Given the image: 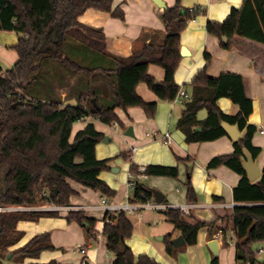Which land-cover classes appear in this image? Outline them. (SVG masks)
Masks as SVG:
<instances>
[{
    "label": "trees",
    "instance_id": "1",
    "mask_svg": "<svg viewBox=\"0 0 264 264\" xmlns=\"http://www.w3.org/2000/svg\"><path fill=\"white\" fill-rule=\"evenodd\" d=\"M90 8L108 11L115 18L124 15L121 8L113 5V0H0V31L14 32L19 36L12 47L17 53L12 68L3 70L0 66V206L32 207L37 199L57 206L69 205L70 198L77 195L71 183L111 198L115 191L99 179V175L110 170L112 158L98 160L95 155V147L102 142L103 134L95 129L94 124L87 123L72 135L73 126L85 118L108 126L118 124L116 109L125 112L129 108H139L147 118H153L156 103H146L137 95L135 89L140 83L165 102H172L180 90L174 82V71L181 60L180 34L189 20L205 13L204 9H183L177 0L161 14L165 27L161 44L141 45L130 56L115 61L113 69H105L84 67L65 49L67 41H74L104 54V34L78 21L79 16ZM205 25L207 33L224 49H230L237 39L264 46V0H243L224 21H207ZM223 37L227 42L222 40ZM204 57L209 64L211 57L207 53ZM47 61L61 64L69 75L86 76L87 92L77 94L76 104L43 101L25 93L29 85L40 79ZM149 65L163 69L162 81L158 82L147 74ZM206 70L207 66L198 71L189 84L191 97L177 120V129L190 144L227 136L220 126L222 121L238 128L241 137L233 143L232 153L213 158L206 167L226 166L239 176L232 199L241 204L234 208H215L217 215L208 222L191 214L184 215L178 209L169 210L165 216L180 231L187 246L196 244L197 232L201 228H207L210 235L220 232L225 245L226 233L232 231L236 263L264 264V261L256 260L252 247L257 242L264 243V168L260 177L250 182L242 167L245 160L243 150L250 153L253 161L262 152L252 143L257 127L248 124L247 120L253 105L246 95L242 75L222 72L214 78ZM95 75L109 81L111 104H102L99 93L91 89V79ZM221 97L228 98L238 107L236 114L227 115L220 111L217 101ZM93 99L95 103H92ZM202 110H206V115L199 120L197 114ZM129 158L126 156L125 159ZM129 171L133 175L139 173L134 164L130 165ZM143 174L175 180L179 169L177 166L147 165ZM184 185L186 201L194 202L192 185L188 180ZM143 191L151 197V189L137 184L135 195ZM214 200L220 201L218 198ZM44 216H57V213L0 212V264H25V259L38 258L41 252L55 249L49 234L43 233L33 236L16 250L8 251L22 238V232L17 229L18 222H32ZM109 218L113 223L105 222L101 234L106 238V249L115 256L113 264H157L147 255L136 258L125 246L124 253H121L120 246L132 235V224L124 212L113 213ZM66 219L79 225L86 224L87 233H94L96 220L88 218L84 211H70ZM103 219L107 220L106 215ZM165 250L170 255L175 251L169 236L165 237ZM8 254L12 258L10 263L5 261ZM217 262L214 258L210 264ZM47 264L57 263L49 261Z\"/></svg>",
    "mask_w": 264,
    "mask_h": 264
},
{
    "label": "crops",
    "instance_id": "2",
    "mask_svg": "<svg viewBox=\"0 0 264 264\" xmlns=\"http://www.w3.org/2000/svg\"><path fill=\"white\" fill-rule=\"evenodd\" d=\"M164 2L166 8H170L176 4L177 0H164ZM242 2L243 0H179V5L183 9L196 7L205 10L204 14L187 22V27L181 32L179 38L180 48L184 47L187 55L180 56L181 60L174 71V82L179 89L186 92L188 95L186 100L160 101L145 84L140 83L135 89L137 95L146 103H156L157 109L153 118H147L142 109L129 108L125 112L116 109L118 124L113 123L108 126L90 118L80 121L79 124H83L78 127L79 130L83 129L87 123H92L104 136L102 142L95 147L96 158L98 160L112 158L109 164L110 170L102 172L99 179L112 188L115 195L106 198L98 191L94 192L71 183L77 195L70 198L69 205H65L88 208L83 211L88 218L96 220L94 233L91 235L87 233L86 224L79 225L68 221L66 216L70 211L42 210L49 206V203L44 202L46 206H32L29 212H55L57 216H44L32 222H18L17 229L22 232V238L15 246L9 248V252L25 245L33 239V236L47 233L55 249L41 252L38 258L25 259V264H47L49 261H55L57 264H113L115 256L106 249V238L101 234L105 213L99 205L101 198H104L107 203L117 205L124 204L126 201L137 203L138 195L136 196L134 190L127 186L131 164L137 166V169L147 165L177 166L179 175L175 180L145 175L135 181L139 186L160 191L164 196L163 204L193 203L195 207L188 214L200 221L214 220L217 215L214 209L220 208L219 205L235 203L232 194L233 189L238 185L239 176L226 166L206 167L213 158L232 153L234 143L232 139L227 135L214 141L187 144L184 135L177 129V120L184 110V104L191 97L189 86L191 80L205 66H207L206 73L214 78L219 77L222 72L242 75L246 95L253 105L252 113L247 117L248 124L255 125L258 130L254 134L252 143L262 151L254 161L260 171L264 168V46L237 39L230 49H224L215 37L207 33L205 25L207 21L215 23L224 21L232 9L239 8ZM113 5L121 8L124 12L123 18H115L110 12L95 8L87 9L78 18L85 27L95 28L104 34V54L89 50L78 42L65 43V49L70 52L72 58L84 67L113 69L115 61L130 56L139 46L162 43L165 36V27L161 21V14L164 11L162 8L156 7L150 0H113ZM18 38L19 36L14 32L0 31L2 58L6 56V49L14 50L12 47L17 43ZM205 53L211 57L209 64L204 57ZM15 60L17 58L12 54L8 66L5 68L0 66L3 70H9ZM0 63H2L1 60ZM47 68H53L52 71L56 73L61 71L64 80L58 86L56 79L49 78L48 85L54 87L51 90L58 98L45 97L43 101L76 102L77 95L69 91L79 81V75H69L62 67L50 61L43 65V69ZM147 74L158 82L162 81L165 75L158 65H149ZM49 75L54 76L53 73ZM97 80L108 91L107 94L99 95L101 103L111 104L113 98L109 91V81L104 77ZM81 88L82 86L79 85L78 89ZM217 104L224 114L234 115L238 111V107L228 98L221 97ZM205 115L206 110H202L198 112L197 118L202 120ZM260 129L263 134L260 133ZM164 133L169 135V143L165 142ZM133 148H135L134 152ZM126 156L130 157L129 160L125 159ZM187 180L195 193V201L191 203L186 201L184 184ZM150 198L153 199V196L151 195ZM214 198L220 201H215ZM126 217L133 229L132 235L124 241V246L131 250L136 258L147 255L157 264H210L212 259L217 258V264H236L235 237L232 231H227V245H225L220 232L210 235L207 228H201L197 232L196 244L187 246L184 243L177 248L173 247L174 254L170 255L165 250V237L169 236L172 242L176 237L181 236V233L174 228L162 210L145 209L130 213ZM211 240L216 241V252L208 248ZM257 247L253 250L256 260L264 261V256L261 257L262 252H260L263 248ZM81 248L85 249V254L80 252ZM5 261L12 262L10 254L6 256Z\"/></svg>",
    "mask_w": 264,
    "mask_h": 264
},
{
    "label": "built area",
    "instance_id": "3",
    "mask_svg": "<svg viewBox=\"0 0 264 264\" xmlns=\"http://www.w3.org/2000/svg\"><path fill=\"white\" fill-rule=\"evenodd\" d=\"M188 98V95L186 94L185 91L183 90H179L178 94L175 96V98L173 99L175 102H182L184 100H186ZM260 133L263 134V131L260 129ZM163 138H165V142L169 143L170 142V138L169 135L167 133H164ZM132 151H135V148L132 149ZM139 173L137 175H133L131 173L128 174V183L127 186L131 189V190H135V188L137 187V184L135 183V180L145 176V174H143L144 171V167L143 168H139ZM138 201L136 204L133 203H129L128 201H126L124 204L121 205H117V204H110L107 203L105 201L104 198H101L100 200V205L99 207L104 211L105 215H106V221H104L106 223L112 224L113 221L109 218L113 213L116 212H124L126 215L130 214V213H134V212H140V211H144L145 209H151V210H155V211H160L162 210L164 213H167L169 210H176L178 209L182 214L186 215L188 214L194 207L195 205L193 203L191 204H175V205H169V204H163V203H159L157 204L156 202L153 201L152 198L148 197L147 194L143 191L141 193L138 194L137 197ZM238 206V204L236 203H223L221 205H219L220 208H234ZM33 208V207H32ZM31 207H23V206H16V207H7V206H0V212H29L32 210ZM35 208V207H34ZM67 210V211H80V210H85L88 209L86 207H69V206H57L54 204H49L48 207L43 208L42 210L44 211H55V212H59L62 210ZM82 253H86L85 249L81 248ZM236 264H250L248 262L246 263H236Z\"/></svg>",
    "mask_w": 264,
    "mask_h": 264
},
{
    "label": "rangeland",
    "instance_id": "4",
    "mask_svg": "<svg viewBox=\"0 0 264 264\" xmlns=\"http://www.w3.org/2000/svg\"><path fill=\"white\" fill-rule=\"evenodd\" d=\"M1 41H0V46H1ZM7 50V53H6V56H5V58H2L1 56H0V60H1V62L2 63H0V65L3 67V68H5V66H8V61L10 60V57H11V55L12 54H14L15 55V57L17 58V53H16V51H14V50H10V49H6ZM16 61V60H15ZM50 62H53V61H50ZM15 63V62H14ZM13 63V64H14ZM12 64V65H13ZM53 64H55L56 66H59V67H62L63 69H64V72L66 71V73H68L67 72V69L65 68V67H63L61 64L59 65L58 63H56V62H53ZM53 69V68H52ZM52 69H43V71H42V73L40 74V79L38 80V81H35L34 83H32L31 85H29V87H28V89L25 91V93H27L28 95H30L31 94V96H33V97H35L36 96V98H39L40 100H43V99H45V97H51V98H53V99H57L58 97L56 96V93L53 91V90H51L52 88H54V87H51V85H48V82H47V80H49V78L51 79V78H53V79H56V84L58 85V86H60V84H62V82H63V80H64V77L62 76V74L60 73H56V72H54V71H52ZM51 70V71H50ZM54 74V76H51V75H49V74ZM57 74H59V76L57 75ZM97 79H102V76H100V75H95V76H93L92 77V79H91V89L92 90H94L95 92H97V93H99V95H102V94H107L108 93V91L104 88V86L103 85H101L98 81L99 80H97ZM79 80L80 81H78L77 83H76V85H75V87H73V88H71L70 89V91H69V93H72L73 95H77V93H82V92H87V88H86V86H87V84H88V79L86 78V76H83V75H79ZM79 85H81V86H83L81 89H78L79 88ZM54 93H53V92ZM57 97V98H56ZM76 97V96H75ZM75 97H74V99H75ZM56 101H58V100H56ZM69 101H67L66 103H68ZM70 104H76L77 103V101L76 102H69ZM63 104H64V102H63ZM79 123H81L80 121H77L76 123H75V125H74V128H73V134L74 133H76L78 130H79V128L78 127H80L82 124H79ZM39 195V194H38ZM41 196V195H40ZM35 205H45V203L43 202V201H38V199H37V202H36V204ZM34 205V206H35ZM49 205V204H48ZM46 206V205H45ZM128 215H130V214H128ZM259 244H261V245H259ZM257 246H259V247H262L263 248V250L262 251H260V252H262L261 253V257H263L264 256V243H260V242H257L256 244H254L252 247H253V250L254 249H257L258 247Z\"/></svg>",
    "mask_w": 264,
    "mask_h": 264
},
{
    "label": "water",
    "instance_id": "5",
    "mask_svg": "<svg viewBox=\"0 0 264 264\" xmlns=\"http://www.w3.org/2000/svg\"><path fill=\"white\" fill-rule=\"evenodd\" d=\"M150 1L153 4H155L156 7L162 8L163 10L166 9V5H165L164 0H150ZM222 40H224V42H227L225 37H223ZM179 55L180 56L187 55V51L184 47L180 48ZM92 103H95V99L92 100ZM220 126L224 129L225 133L232 139L233 142H237L238 139L241 137L240 132L235 125H230L229 123L222 121ZM129 131H130V129H129ZM197 131H200V128H197ZM243 152L245 154V160L242 162V167L246 171L248 180L250 182H254L256 179H258L260 177L261 171H260L259 167L257 166L256 162L253 161L250 153L247 152L246 150H243ZM152 196H153L154 202H156L157 204L162 203L164 196L162 195V193L160 191L158 192V191L152 190ZM184 243H185V241H184L182 236L176 237V239L171 242V244L174 248L182 246V245H184ZM208 248H211L213 252H216L217 251L216 241L211 240L208 243ZM119 251L121 253H124V245L123 244L120 246Z\"/></svg>",
    "mask_w": 264,
    "mask_h": 264
}]
</instances>
